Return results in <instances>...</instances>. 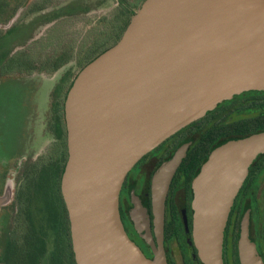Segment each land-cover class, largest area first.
<instances>
[{
  "label": "water",
  "instance_id": "water-1",
  "mask_svg": "<svg viewBox=\"0 0 264 264\" xmlns=\"http://www.w3.org/2000/svg\"><path fill=\"white\" fill-rule=\"evenodd\" d=\"M264 91V0H145L123 36L90 62L66 98L68 160L62 193L78 264H168L165 210L181 147L153 179L152 225L133 195L131 218L152 246L146 258L120 215L128 173L148 153L234 96ZM264 133L214 148L193 180V239L203 264H224L225 229ZM183 217L186 222L185 214ZM239 226L241 264H264Z\"/></svg>",
  "mask_w": 264,
  "mask_h": 264
},
{
  "label": "flooded vegetation",
  "instance_id": "flooded-vegetation-1",
  "mask_svg": "<svg viewBox=\"0 0 264 264\" xmlns=\"http://www.w3.org/2000/svg\"><path fill=\"white\" fill-rule=\"evenodd\" d=\"M128 3L0 0V264H78L62 193L69 156L66 98L78 74L121 39L130 17ZM100 11L106 16L92 22V15ZM174 136L134 166L120 194L125 231L149 260L153 248L131 218L133 195L152 218L147 236L156 246L153 179L187 144V136ZM175 176L165 210V227L169 218L175 228L173 240L164 232L167 263L203 264L193 239L194 179L189 186L185 181L175 183ZM247 180L236 198L232 225L225 229L224 264H241L239 226L247 213L251 244L264 263V153L251 164Z\"/></svg>",
  "mask_w": 264,
  "mask_h": 264
},
{
  "label": "trees",
  "instance_id": "trees-1",
  "mask_svg": "<svg viewBox=\"0 0 264 264\" xmlns=\"http://www.w3.org/2000/svg\"><path fill=\"white\" fill-rule=\"evenodd\" d=\"M127 1L129 2L130 17L125 22L121 34H124L132 17L145 2V0H139L133 4V0ZM261 133H264V91L246 92L220 103L214 110L209 111L204 118L194 122L174 136V138L187 136L185 142L189 144V149L174 182L185 181L190 186L210 152L218 145L228 140L245 139ZM247 183L248 180L245 181V186ZM235 209L234 203L226 226L228 229L232 225ZM177 218H180L178 214ZM179 222L181 223V220ZM237 222L235 229L238 226ZM174 231L175 228L168 218L165 227L167 239L173 240Z\"/></svg>",
  "mask_w": 264,
  "mask_h": 264
},
{
  "label": "rangeland",
  "instance_id": "rangeland-1",
  "mask_svg": "<svg viewBox=\"0 0 264 264\" xmlns=\"http://www.w3.org/2000/svg\"><path fill=\"white\" fill-rule=\"evenodd\" d=\"M112 8H113V9H112L113 11H115V10L118 8V7H117V4H116L115 2L113 3ZM105 16H106V15H104V12H103V11H100V12H98V13H95V14H93L92 17H91L92 19L94 18V19L92 20V22H93L94 20H98L99 17H105ZM115 26H116V25L114 24V28H115ZM114 32H116V30H114ZM89 38H90L89 35H87V36H86V40H85V42H86ZM101 39L103 40V39H104V36H103ZM108 39H111V36H109ZM99 41H100V39L98 40L97 44L99 43ZM97 44H96V45H97ZM42 95H45V92H43Z\"/></svg>",
  "mask_w": 264,
  "mask_h": 264
}]
</instances>
